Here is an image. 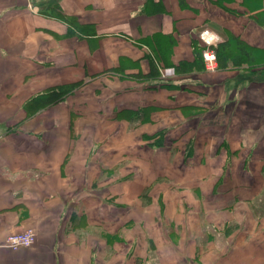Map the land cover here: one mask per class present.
Here are the masks:
<instances>
[{"label":"crops","instance_id":"1","mask_svg":"<svg viewBox=\"0 0 264 264\" xmlns=\"http://www.w3.org/2000/svg\"><path fill=\"white\" fill-rule=\"evenodd\" d=\"M0 264H264V0H0Z\"/></svg>","mask_w":264,"mask_h":264},{"label":"trees","instance_id":"2","mask_svg":"<svg viewBox=\"0 0 264 264\" xmlns=\"http://www.w3.org/2000/svg\"><path fill=\"white\" fill-rule=\"evenodd\" d=\"M46 13L56 15L68 23H72V17H69L62 13L60 9L56 6L50 7V10H47ZM74 26V24L72 25ZM236 47L231 48L227 41L219 42L215 46H212L216 57L217 67H226L228 64H240L241 61L250 63L253 59L251 56V49L247 48L243 42L238 39H235ZM199 57L201 58V50H199ZM191 65V64H189ZM156 62L152 61V71L156 72ZM178 65L176 69H187V66L181 67ZM196 67H198L196 65ZM74 85H60L49 88L47 91L33 95L25 104L27 113H32L39 108L58 102L63 99L67 93L73 88Z\"/></svg>","mask_w":264,"mask_h":264},{"label":"built area","instance_id":"3","mask_svg":"<svg viewBox=\"0 0 264 264\" xmlns=\"http://www.w3.org/2000/svg\"><path fill=\"white\" fill-rule=\"evenodd\" d=\"M214 34L207 28H203L199 33L200 39L204 43L201 50V58L204 67L209 70L217 67L215 53L211 48V45L218 40L215 38L217 35ZM35 237V230L33 227L28 226L22 230L8 233L5 237L3 245L10 249L29 247L34 243Z\"/></svg>","mask_w":264,"mask_h":264},{"label":"rangeland","instance_id":"4","mask_svg":"<svg viewBox=\"0 0 264 264\" xmlns=\"http://www.w3.org/2000/svg\"><path fill=\"white\" fill-rule=\"evenodd\" d=\"M208 29V28H207ZM210 30V32H213V34L215 33L216 34V32H214V31H212L211 29H209ZM214 34V35H215ZM217 35V34H216ZM199 38H200V36H199ZM216 39H219V37H215ZM201 40V39H200ZM213 41V40H212ZM232 49H233V45H231L230 46ZM257 62H262L261 60H259V61H257ZM204 65V64H203ZM203 68H204V70H207V71H214L216 68H214V69H211V70H209V69H206L204 66H203Z\"/></svg>","mask_w":264,"mask_h":264}]
</instances>
